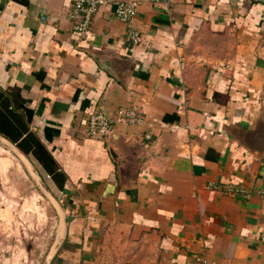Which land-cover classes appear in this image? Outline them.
Returning <instances> with one entry per match:
<instances>
[{
  "label": "crops",
  "instance_id": "0c3cea01",
  "mask_svg": "<svg viewBox=\"0 0 264 264\" xmlns=\"http://www.w3.org/2000/svg\"><path fill=\"white\" fill-rule=\"evenodd\" d=\"M74 2L0 0V138L63 210L49 264H264V0H110L82 35Z\"/></svg>",
  "mask_w": 264,
  "mask_h": 264
},
{
  "label": "rangeland",
  "instance_id": "374dc122",
  "mask_svg": "<svg viewBox=\"0 0 264 264\" xmlns=\"http://www.w3.org/2000/svg\"><path fill=\"white\" fill-rule=\"evenodd\" d=\"M33 164L0 138V264H46L62 211Z\"/></svg>",
  "mask_w": 264,
  "mask_h": 264
},
{
  "label": "built area",
  "instance_id": "2783aa9c",
  "mask_svg": "<svg viewBox=\"0 0 264 264\" xmlns=\"http://www.w3.org/2000/svg\"><path fill=\"white\" fill-rule=\"evenodd\" d=\"M160 3H168L169 0H153ZM111 3L110 0H75L70 12L72 21L74 22V31L82 35L87 32L91 24L93 16L97 13L101 6ZM114 6L113 16L116 20L122 23H130L136 15L138 3L133 1H120L111 3ZM128 39L134 43L139 42V35L136 32L130 31ZM141 117L136 106L126 109H118L115 112V117H109L100 112L89 116L86 125V134L91 138H103L112 133L119 125H132L140 122ZM209 189L222 190L227 195L239 194L247 199L251 193L245 190H239L233 185L217 187L212 184L208 185ZM264 196V190L261 191ZM204 264H209L204 262Z\"/></svg>",
  "mask_w": 264,
  "mask_h": 264
},
{
  "label": "water",
  "instance_id": "95a60500",
  "mask_svg": "<svg viewBox=\"0 0 264 264\" xmlns=\"http://www.w3.org/2000/svg\"><path fill=\"white\" fill-rule=\"evenodd\" d=\"M18 153H19V155H20L21 157L26 158V157H25L22 153H20L19 151H18ZM60 209H61V208H60ZM61 211H62V217H61V221H62V231H63V233H64V232H65V219H64V213H63V210L61 209ZM62 231H61L60 236L62 235ZM55 248H56V246H55ZM55 248H54V250L50 253V255H49L48 259H47V263H46V264H49V263H50V261H51L53 255H54V253H55Z\"/></svg>",
  "mask_w": 264,
  "mask_h": 264
}]
</instances>
